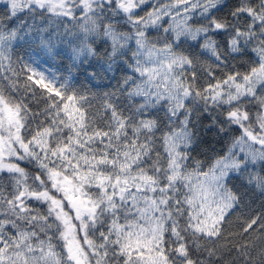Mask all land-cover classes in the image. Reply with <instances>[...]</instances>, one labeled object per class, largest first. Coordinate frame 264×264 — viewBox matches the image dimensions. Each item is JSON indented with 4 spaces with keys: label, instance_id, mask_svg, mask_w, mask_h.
Returning <instances> with one entry per match:
<instances>
[{
    "label": "snow or ice",
    "instance_id": "obj_1",
    "mask_svg": "<svg viewBox=\"0 0 264 264\" xmlns=\"http://www.w3.org/2000/svg\"><path fill=\"white\" fill-rule=\"evenodd\" d=\"M0 264H264V0H0Z\"/></svg>",
    "mask_w": 264,
    "mask_h": 264
}]
</instances>
